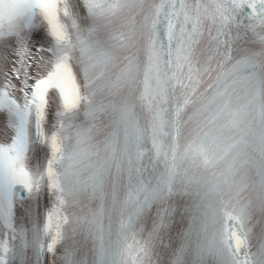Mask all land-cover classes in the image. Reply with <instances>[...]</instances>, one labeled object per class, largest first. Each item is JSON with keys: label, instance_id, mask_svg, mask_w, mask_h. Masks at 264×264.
Listing matches in <instances>:
<instances>
[{"label": "clouds", "instance_id": "obj_1", "mask_svg": "<svg viewBox=\"0 0 264 264\" xmlns=\"http://www.w3.org/2000/svg\"><path fill=\"white\" fill-rule=\"evenodd\" d=\"M79 20V30L69 21L66 49L81 69L83 99L55 131L61 149L53 190L64 199L66 219L49 249L66 247L61 264H161L160 246L180 216L168 264H264V123L254 112L237 123L246 90L222 75L234 61L213 59L215 45L205 37L191 80L187 67H168L145 95L144 42L128 80L113 85L115 70L103 80L91 72L85 78L94 51L80 40L99 47L100 33L90 37L89 30L102 24L87 9ZM35 23L41 26L42 16ZM24 166L36 187L50 183L48 162L37 171L25 155ZM16 185L23 184L0 160V200ZM154 207L159 214L148 224ZM53 235L44 227L45 239Z\"/></svg>", "mask_w": 264, "mask_h": 264}, {"label": "snow or ice", "instance_id": "obj_2", "mask_svg": "<svg viewBox=\"0 0 264 264\" xmlns=\"http://www.w3.org/2000/svg\"><path fill=\"white\" fill-rule=\"evenodd\" d=\"M88 15L101 22L89 36L97 35L99 47L82 39V47H93L91 65L84 69L103 80L112 70L113 85L131 78L137 70L135 51L144 42L145 95L153 76L168 67L188 68L194 76L193 57L207 37L215 45L213 59L221 56L234 61L222 73L224 81L238 78L246 95L237 112L242 123L254 112L264 123V0H0V109L16 117L17 133L0 124V160H7L18 181L29 190L36 186L24 166L27 126L34 122L38 133L51 146L47 175L52 189H59L54 161L61 145L57 132L47 135L43 123L46 113L62 109L61 116L80 105L81 69L66 45L70 40L69 21L79 30ZM43 23L36 26L37 15ZM260 44L255 51L252 45ZM174 74V73H173ZM181 83V81H177ZM195 95V92H193ZM48 214L46 231L54 233L49 248L60 237L64 199ZM237 248L243 243L234 235Z\"/></svg>", "mask_w": 264, "mask_h": 264}]
</instances>
